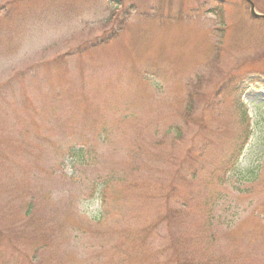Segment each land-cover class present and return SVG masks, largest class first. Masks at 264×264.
Masks as SVG:
<instances>
[{"label":"rangeland","instance_id":"1","mask_svg":"<svg viewBox=\"0 0 264 264\" xmlns=\"http://www.w3.org/2000/svg\"><path fill=\"white\" fill-rule=\"evenodd\" d=\"M242 13L0 0V264H264V21Z\"/></svg>","mask_w":264,"mask_h":264},{"label":"flooded vegetation","instance_id":"2","mask_svg":"<svg viewBox=\"0 0 264 264\" xmlns=\"http://www.w3.org/2000/svg\"><path fill=\"white\" fill-rule=\"evenodd\" d=\"M230 6V3L232 0H226ZM241 4L243 5V13L242 16H246L251 22H263L264 21V13H260V5L259 0H239ZM250 3H252V7L254 9V12L257 14V16H253L250 13Z\"/></svg>","mask_w":264,"mask_h":264},{"label":"trees","instance_id":"3","mask_svg":"<svg viewBox=\"0 0 264 264\" xmlns=\"http://www.w3.org/2000/svg\"><path fill=\"white\" fill-rule=\"evenodd\" d=\"M117 35V34H116ZM235 80V79H232ZM232 80H229L227 83H225V86L229 88L230 85H235V82H232ZM233 88V87H232ZM189 115V114H188ZM254 178V177H253Z\"/></svg>","mask_w":264,"mask_h":264},{"label":"water","instance_id":"4","mask_svg":"<svg viewBox=\"0 0 264 264\" xmlns=\"http://www.w3.org/2000/svg\"><path fill=\"white\" fill-rule=\"evenodd\" d=\"M250 6H251V13H252L253 15H256V14L254 13L253 8H252V3H250Z\"/></svg>","mask_w":264,"mask_h":264}]
</instances>
